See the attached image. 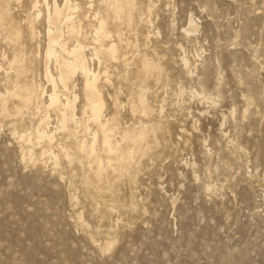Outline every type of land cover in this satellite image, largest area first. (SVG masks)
Masks as SVG:
<instances>
[{
  "label": "rangeland",
  "instance_id": "obj_1",
  "mask_svg": "<svg viewBox=\"0 0 264 264\" xmlns=\"http://www.w3.org/2000/svg\"><path fill=\"white\" fill-rule=\"evenodd\" d=\"M75 1L88 57L98 46L92 26L97 13L113 33H123L122 41L112 39L125 59L101 53L100 64L90 61L110 73L101 86L104 114L116 117L115 139L126 149L124 134L139 132L141 120L149 131L140 160L126 158L116 165L119 171L105 168L95 180L97 166L87 158L72 165L64 160L56 169L50 161H22L14 128L35 132L42 109L32 106L18 117L0 114V264H264V0H120L119 15L113 0ZM39 7L46 10L43 3ZM37 11L33 0H0V64L7 66L4 52L21 57L20 65L27 66L21 81L50 90L48 25L45 15L34 18ZM191 15L200 25L197 36L183 31ZM63 30L71 47L76 33ZM49 66L56 76L54 58ZM83 79L76 75L71 84L79 94L80 138L88 118L82 112ZM144 93L154 110L149 118L132 110ZM55 112L49 110V129L58 136L54 148L68 142L75 151ZM100 155L106 164V153Z\"/></svg>",
  "mask_w": 264,
  "mask_h": 264
},
{
  "label": "bare ground",
  "instance_id": "obj_2",
  "mask_svg": "<svg viewBox=\"0 0 264 264\" xmlns=\"http://www.w3.org/2000/svg\"><path fill=\"white\" fill-rule=\"evenodd\" d=\"M42 1L43 2H41V0H33V8L38 10L36 13H34L35 14L34 18H39L42 15H45L46 20H47L48 27L46 29V34H47L48 41H47V49L45 52V76H46L47 81L50 83V86H52V88L50 90H47L46 89L47 87H45V85H43L42 83L36 84L35 82V84L34 83L26 84V82L25 83L22 82L21 76L24 75V71H27L26 64H25L26 67L21 66L20 65L21 63H19L20 59H22L21 57L19 59L17 55H14V57L12 56L13 58L11 59L9 57V54H7V52H4L2 53L3 54L2 56H3V59L7 63V66L0 64V69H2L5 73V82L3 81L5 85L4 90L0 89V114H3L4 116L10 115L13 117L14 116L18 117V116H23V114H25L24 109H27L26 111L27 113L28 110L32 106L35 107L34 109H37V110L42 109L41 112L43 111L44 115L42 116L41 123L39 124L35 132L25 131L24 133H19L17 131V128H14V134L18 135L19 140L22 143V161L27 162L28 164H32V165H36L38 163L48 164L50 161L51 163L49 164H51L53 168L56 169L62 165L64 160L65 161L67 160L72 165L76 160L82 163L83 160L87 158L89 159V162H94L93 165L97 166V167H93V168H96L93 175H94L95 180H99L105 168H109V169L112 168L115 171L116 170L119 171L118 167L120 168V166L117 167L116 165L118 163L122 164L121 163L122 160L127 158L129 159V161L130 160L134 161L137 157V154L141 155L140 153L141 144L140 143L144 141L146 137L145 131L148 127V124L146 125V123L141 120L140 121V123H142L141 126H144V127H142L139 130V132L134 133L133 135L127 134L128 132L124 134L123 138L128 139L130 144L127 146L126 149L121 146V143L117 139H115L116 127L114 126V121L116 117H107L104 114L106 106H107V101H106V98L104 96V92L101 86V80L104 78L105 81H109V76H110L109 70L106 68L104 71H101V69L93 68L92 65L90 64V61L94 58H97L98 64H100L101 53L108 55L111 59L115 61L122 57L125 59L126 58L125 52H121L118 43L115 41L116 37L112 39L113 36L116 35L118 39L121 40L122 38L121 34L123 33L121 32V30H117L115 33H113L112 30L109 29L108 27L107 20L101 17L97 13L95 15V18L97 19V24L92 25V26L94 27L93 31H95L93 40L96 44H98V46L94 45L92 47L94 49L93 57H88L86 53V50L88 49L87 45L84 44L82 41L86 38V36L82 35L83 26L80 23L77 24V20H75L76 16L74 14L80 8L79 3L76 2L75 0H61L63 1V3L60 2V0H42ZM113 1L114 3L117 4V15H119L118 12L120 11L119 10L120 0H113ZM42 3L46 6L45 11H42L41 9H39L40 8L39 6L42 5ZM131 3L129 2V4ZM133 5H135V3ZM153 6H155L154 3L150 4V7L148 8L149 18H146L148 19L146 23L152 24L151 11L153 10L152 8ZM116 18H118V16ZM32 24L30 25L31 26L30 30L32 31V33L35 34L36 29L34 30V27L32 26ZM64 26L67 28L68 35L69 33H76V36H77L75 38L76 42L71 47L67 46V43L65 42L67 38L65 37L66 34L64 33V30H63ZM199 27L200 25L198 21L193 17V15H191L189 18L188 26L184 27L183 31L186 33L187 36H197L200 30ZM72 35L74 36V34ZM149 37H150V34L148 35V38ZM106 39H109L112 41L106 42L107 41ZM7 41L15 42L16 40H7ZM11 44L13 45L12 48L14 49L15 44L14 43H11ZM20 46H23V45H20ZM18 53L22 54V52H18ZM52 58L55 59L56 65H57L56 67L58 70V74L56 76L54 75V73L51 72V69L49 66V62ZM182 61L185 66L189 67L191 62L186 53H184L182 57ZM150 66L153 69V66L151 64ZM138 67H140V65ZM152 69H151V72H152ZM140 70L142 71V69ZM151 72L148 74H151ZM26 74L28 73L26 72ZM79 74L82 75V77L84 78L82 90H83L85 101L83 104L82 112H83V116L85 115L88 117L84 124V130H83L84 134H82V138H80L81 135H79V132L81 131V129L80 130L78 129V127H80L83 124L82 118L78 115V112H77L78 110L77 103H79L77 101L79 98V94H77L71 88V84H73L72 82L73 78ZM61 87H62V90L60 89ZM45 97H47L46 100H45ZM147 101L148 100L144 93L140 97L141 106L133 102L132 110L133 111L140 110L144 115H146L149 118L154 110L152 109L151 106L148 105ZM118 103H119L118 99H116V104ZM51 108L53 110L55 109L58 112V115H57L58 116L57 118L58 128L65 131L69 135L68 138H71V137L74 138L76 145H77L75 151L71 149L73 145L70 146L68 142H64V143L59 142L57 144V148H54L55 146L53 145L55 141L57 140L58 136H56V131L51 130L52 129L51 127L49 129L50 120H52L50 118L52 115L50 116L51 113L49 114V110ZM162 111H163V106H161V112ZM233 112H234V109H233ZM202 113H204V110H200V114ZM70 121L75 123V126H76L75 128H72L69 125ZM89 122H92L93 124L95 123L97 128L94 130L91 129V127L89 126L90 124ZM186 131L187 130L185 128H182L181 130L182 133H185ZM86 132H89L91 134L90 140L86 137ZM155 134L156 133H154V136ZM99 141L101 144L100 148H98L97 146ZM71 144L73 143L71 142ZM36 146H39L38 150ZM146 147H144V149ZM100 150L106 153V157H107L106 164L103 162V159L100 155ZM127 159H126V163L128 162ZM140 159L141 158H139L138 160ZM128 164H132V163H128ZM125 169L127 171V168H124V170ZM122 174H124V172H122L121 170V176ZM117 176H119L118 173H117ZM98 183L99 182H97V184ZM80 219L82 218L80 217ZM112 245H113V242H108L106 248L110 249Z\"/></svg>",
  "mask_w": 264,
  "mask_h": 264
}]
</instances>
